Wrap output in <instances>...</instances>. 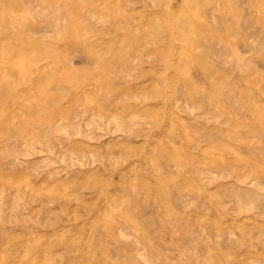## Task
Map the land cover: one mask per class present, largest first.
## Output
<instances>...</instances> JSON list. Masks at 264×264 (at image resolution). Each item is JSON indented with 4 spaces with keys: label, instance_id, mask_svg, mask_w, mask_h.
<instances>
[{
    "label": "rangeland",
    "instance_id": "rangeland-1",
    "mask_svg": "<svg viewBox=\"0 0 264 264\" xmlns=\"http://www.w3.org/2000/svg\"><path fill=\"white\" fill-rule=\"evenodd\" d=\"M0 264H264V0H0Z\"/></svg>",
    "mask_w": 264,
    "mask_h": 264
}]
</instances>
